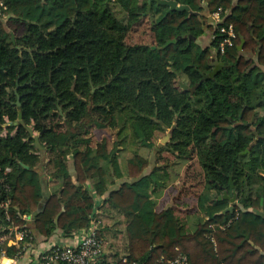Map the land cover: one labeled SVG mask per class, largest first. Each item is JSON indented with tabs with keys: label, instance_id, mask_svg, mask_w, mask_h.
I'll return each mask as SVG.
<instances>
[{
	"label": "trees",
	"instance_id": "1",
	"mask_svg": "<svg viewBox=\"0 0 264 264\" xmlns=\"http://www.w3.org/2000/svg\"><path fill=\"white\" fill-rule=\"evenodd\" d=\"M145 1L0 0L7 16L0 19V199L11 197L33 217L41 241H61L60 234L72 236L93 219L102 221L106 237L103 220L116 212L126 224L128 264H166L162 257L181 254L189 264H264V72L249 57L264 65V0H178L190 11L170 15L156 2L148 13ZM220 8L237 33L224 54L219 40L212 52L194 42L204 34L203 14ZM145 19L156 45H126ZM213 60L224 69L203 81ZM118 106L131 121L125 170L120 145H93L89 134L92 126L106 128L103 118ZM170 130L162 150L195 160L184 181L202 190L197 199L206 220L193 233L153 198L171 166L149 169L141 153ZM50 180L60 189L50 191ZM225 193H235L238 205L223 214ZM96 197L109 209L99 213ZM122 260L116 252L111 264Z\"/></svg>",
	"mask_w": 264,
	"mask_h": 264
},
{
	"label": "built area",
	"instance_id": "2",
	"mask_svg": "<svg viewBox=\"0 0 264 264\" xmlns=\"http://www.w3.org/2000/svg\"><path fill=\"white\" fill-rule=\"evenodd\" d=\"M2 6L1 9H4L3 4ZM227 16L228 12L222 8L211 14L216 26L214 40H219L218 51L221 54H224L229 47H233L237 39L234 26L226 23ZM8 171L10 169H7ZM9 190L10 188L6 186V194ZM33 221L31 215L23 214L13 205L11 197L0 199V264H111L113 262L116 247L110 245L107 237L100 235L102 221L93 219L89 227L69 237L60 234L61 241L37 239L31 228ZM120 258L123 259L124 264L129 263L125 254H120ZM161 261L166 264H189L188 257L183 254L167 261L162 257ZM131 264H143V262L135 261Z\"/></svg>",
	"mask_w": 264,
	"mask_h": 264
},
{
	"label": "rangeland",
	"instance_id": "3",
	"mask_svg": "<svg viewBox=\"0 0 264 264\" xmlns=\"http://www.w3.org/2000/svg\"><path fill=\"white\" fill-rule=\"evenodd\" d=\"M3 10V8L1 9ZM208 12H205L207 14ZM211 16V14L208 13V16ZM7 21V18L4 19V22ZM205 20H203L204 22ZM151 19H145L142 21L135 29L128 35V37L125 39V44L128 46L136 45V44H145L149 46H155V40H154V35L151 32ZM205 23V22H204ZM12 28L16 29V26L14 27L13 25H10ZM103 123L106 124V128H98L95 126H92L89 128V134L90 137L93 140V145H96L99 142H102L103 140L107 141L108 147L112 149L113 145L116 143L120 145L119 147L124 150V152L121 150L120 155H121V164L123 170L126 168V160L132 155H130L127 151L129 150L128 147L130 145V138L129 134L130 132V127L127 130L126 127H128L131 123L130 121V116L128 112L125 110V108L118 106L115 110V112L107 117L103 118ZM63 119L62 117H57L54 120L55 125H63ZM60 126V127H61ZM63 128V127H62ZM122 130V132H120ZM126 130V131H124ZM124 131V132H123ZM9 130L8 127L5 128L4 130V136L8 135ZM11 134H14V130L11 132ZM123 136H122V135ZM34 135H38L37 132H34ZM170 135V136H169ZM168 138L166 141L165 138ZM172 132L171 130L168 131L166 134H163L160 136V138L156 141V146L152 149H142L141 153L142 155L147 158L151 163L152 167L149 169L154 168L153 166H164L165 164L170 165L171 167L175 166L174 171V178L176 179L179 177V181L177 179L176 183L172 184V187L169 189L171 191V196H170V202L173 204V209L176 212V215L182 216L183 214V209H185L183 206H181V203L175 204L174 201L176 200L175 197H177L178 194H176V191H180L182 187L185 186V184L182 182L184 181L187 173V169L189 166H191L193 163L195 164V160H177L174 155L171 153H167L166 151H163L162 149L164 147L169 148V143L172 141ZM128 149V150H127ZM195 166V165H194ZM186 168V172H185ZM49 172V171H45ZM178 174V175H177ZM44 175H46L44 173ZM48 175V173H47ZM182 178V181H181ZM48 181V180H47ZM46 181V182H47ZM51 181V180H50ZM195 182H198V179L195 180ZM50 185L49 189L50 191L54 190H59L60 189V183L59 182H52ZM202 193V190H195L194 193H192V196L195 194V197L197 198V194ZM235 194V193H234ZM158 196V195H157ZM158 198V197H156ZM264 201V200H263ZM191 208V206H189ZM194 210V209H193ZM192 210V211H193ZM109 214V212H106ZM110 218H105L103 220L104 225L108 226L109 230L107 231L106 237L110 241V245L113 247H116L115 250L121 255L126 254L125 253V234L124 230L126 228V224L124 219L121 216H118L116 212L110 211ZM200 219L197 220V222ZM195 223V225L197 224Z\"/></svg>",
	"mask_w": 264,
	"mask_h": 264
},
{
	"label": "crops",
	"instance_id": "4",
	"mask_svg": "<svg viewBox=\"0 0 264 264\" xmlns=\"http://www.w3.org/2000/svg\"><path fill=\"white\" fill-rule=\"evenodd\" d=\"M237 1L238 0H235V3H237ZM2 4L3 3L0 2V9H1ZM203 15L207 18V21L205 23H203L204 34L202 36H200L199 38H197L196 40H194V42H195V45L198 47L211 48L214 41H215L214 40L215 34H214V31L211 29V27H212V25L214 27H216V26L213 23L211 16L210 15L208 16V13L207 14L204 13ZM5 18H7V16H5L0 11V19L4 20ZM250 29H252V26L250 27ZM252 35H253V33H252ZM212 51H214V50L211 48V52ZM249 57H251L254 60V62L252 63V66L253 67H259L262 70V72H264V65L259 66V64L257 63L258 58L256 56H250V55H249ZM213 61H215V60H213ZM246 151L244 152V154L249 153L250 150L248 152H246ZM69 168H70L71 172L74 174L72 157L69 159ZM173 169H175V166L170 168L171 176H170V180L166 183V186H164V187L159 186V187L154 189L153 198L156 201L158 208L159 207H162L165 209L171 208L176 215V212L173 209V204L170 202L171 191H169V189L172 187V184L176 183L177 179L179 181V177H177L176 179L173 177L174 176ZM185 172H186V168H185ZM73 181L75 184L78 183L77 176H73ZM181 181H182V178H181ZM182 182L185 184V181H182ZM117 185H118V183H117ZM115 186L116 185H113L112 189H114ZM195 186L196 185L193 183L185 184V186L182 187L179 192H178V190L176 191V194H178V195H177V197H175L176 200L174 201L175 204L181 203V206H183L185 208V209H183L184 211H183L182 216L180 214V215H176V217L179 218V220L181 221L184 228H186L187 232H190V233H193L196 230V227L200 222H204L206 220L203 211L199 208V201L197 199L198 197L193 200V198L195 197V194L192 196V193H194V191L197 190V188H195ZM156 197H158V198H156ZM221 199H222V197H219V200H221ZM224 199H226V198H224ZM227 200H229V199H227ZM96 203H97L96 204L97 205V211H99V213L104 212V210H106V209H109L108 206H107L108 207L107 208L104 205V197H96ZM237 203H238V201H237ZM230 205H231V203H230ZM230 205H229V207H230ZM189 206H191V208ZM262 206L263 207H262L261 212L264 213V201H262ZM250 211H253V210L250 209ZM198 219H200V220L197 222ZM196 222H197V224L195 225ZM31 226H32L31 228L33 229L34 228V221L31 224ZM51 239H54L55 241L58 240V238L56 236L51 238Z\"/></svg>",
	"mask_w": 264,
	"mask_h": 264
},
{
	"label": "water",
	"instance_id": "5",
	"mask_svg": "<svg viewBox=\"0 0 264 264\" xmlns=\"http://www.w3.org/2000/svg\"><path fill=\"white\" fill-rule=\"evenodd\" d=\"M154 2H156L157 5H159V6H165V7H168L169 10H168V12H167V15L173 14L174 12L190 11V8H189L188 6H182V5H179L178 0H146V1L144 2V4H148V5H149V7H148V13H150V11H151V5H152V3H154ZM175 42H176L175 40L171 41V43H175ZM244 45H245V40L242 39V41H241V45L238 47V49H239L240 51H242L243 48H244ZM213 62H214V65H215L213 71H212L210 74L205 75L204 78H203V81L208 80V79H211V78H215V76H216L219 72H221V71L224 69V66H223L221 63L218 64V63L215 62V61H213ZM182 87H183L184 89H188V86L185 85V84H183V83H182ZM20 99H21V98L19 97V98H18V102H17V105H18V106H21ZM20 119H22V114H20ZM169 136H170V135H169ZM169 136H168L167 138H165L166 141L168 140ZM256 143H257V140L254 141V143L249 147V149H248L246 152H248L249 150H251V149L254 147V145H255ZM224 197H225L226 199H229L231 205H230V207H228V208L223 212V214H225V213H227V212H233L234 209H235V207L238 205L236 194H234L232 197H230L227 193H225V194H224Z\"/></svg>",
	"mask_w": 264,
	"mask_h": 264
},
{
	"label": "flooded vegetation",
	"instance_id": "6",
	"mask_svg": "<svg viewBox=\"0 0 264 264\" xmlns=\"http://www.w3.org/2000/svg\"><path fill=\"white\" fill-rule=\"evenodd\" d=\"M223 197H224V195H223ZM225 198V197H224Z\"/></svg>",
	"mask_w": 264,
	"mask_h": 264
}]
</instances>
